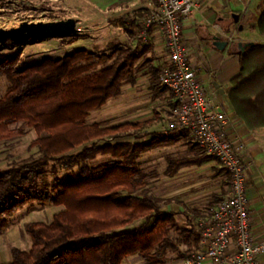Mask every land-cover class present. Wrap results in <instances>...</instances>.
Listing matches in <instances>:
<instances>
[{"label":"trees","instance_id":"16d2710c","mask_svg":"<svg viewBox=\"0 0 264 264\" xmlns=\"http://www.w3.org/2000/svg\"><path fill=\"white\" fill-rule=\"evenodd\" d=\"M256 9L255 25L264 37V1ZM112 23L125 26L122 19ZM82 38L79 34L58 39L72 43ZM146 51L119 48L113 64L100 70L93 69L92 56L83 49L56 60L43 59L22 70L15 55L0 57V77L10 83L0 97V142L18 139L24 128H30L37 135L34 145L39 151L36 159L0 170V235L7 228V219L29 203L63 207L48 224H27L30 249H13L12 260L6 264H121L135 254L146 264H161L166 253L179 250L183 242L170 236L176 227L175 214L160 212L156 199L140 194L145 176L138 159L154 149L175 145L184 134L151 132L141 136L149 137L147 141L86 145L106 134L121 138L133 134L120 135L122 130H138L139 123L100 129L86 124L85 118L119 96L123 86L135 83L136 74L148 65ZM236 55L239 72L230 81L229 103L250 131L262 129L264 45L255 44ZM148 72L149 87L157 98L166 91L157 78L160 69L149 64ZM12 124L16 127L11 128ZM210 159L205 154L169 159L166 172L173 175L180 168L200 166ZM57 166L75 171L60 180ZM225 195L215 196L217 206ZM137 220L143 223L126 229ZM189 246L181 257L199 250L197 241Z\"/></svg>","mask_w":264,"mask_h":264},{"label":"rangeland","instance_id":"374dc122","mask_svg":"<svg viewBox=\"0 0 264 264\" xmlns=\"http://www.w3.org/2000/svg\"><path fill=\"white\" fill-rule=\"evenodd\" d=\"M133 0H0V29L10 30L18 28L22 23H49L67 19H73L76 22V28L83 38L72 43L61 41L58 38L44 41H28L21 44L6 42L0 44V57L15 55L18 59L20 70L24 66H30L40 63L43 59L56 60L63 56L74 53L77 50H86L91 56L95 66L94 70L108 67L113 64L119 48H134L136 37L125 34L123 27L115 26L112 21L126 15L133 19L145 18L148 12L141 14L135 13L140 6ZM264 0H248L245 8L249 10L247 18L240 23L242 31L235 30L232 38L231 51L235 54L239 51L236 44L253 42L264 45V37L258 34L255 20L257 18V6ZM146 6L149 0L144 1ZM138 6V7H137ZM145 6V7H146ZM151 9V5L149 6ZM128 10L130 13H126ZM141 10V9H140ZM245 17V14H243ZM139 19V20H141ZM134 31L135 36L139 35L138 28L127 29ZM138 32V33H137ZM147 48L143 45L138 50ZM158 58L152 60L149 53H145V60L148 65L154 63L158 68H163L162 53H156ZM147 58V59H146ZM141 61V60H140ZM139 61V62H140ZM148 65H145L139 74H136L133 85H125L121 89L119 96L108 99L100 108L87 113L85 123L88 125H97L100 129L113 128L125 123H139L138 130H122L120 135L127 132L133 133L127 137L114 138L113 134H106L97 140H90L86 145L96 143L103 145L105 143L117 142H142L147 141L149 137H141L146 133H162L168 120L171 98L164 91L160 98L165 97V101L160 103L158 98H153L149 88V80L146 75ZM10 87L9 81L0 77V97ZM15 128L16 124H12ZM23 136L12 141L0 142V170L6 169L13 163H20L36 159L39 157V151L34 145L37 135L30 128L23 129ZM258 135V144L261 153L264 154V129L255 131ZM179 134V133H177ZM137 136H140L137 139ZM80 150L76 148L73 152ZM201 153L191 142L187 135H183L179 143L174 146L157 148L143 154L138 159V168L144 174L145 185L140 194L150 196L157 201L160 212H169L170 209H177V206L183 202H172L168 199V194L174 191L175 179L173 174L169 175L167 171V161L189 159L199 157ZM248 161V159H247ZM247 165L249 170L252 165ZM185 176L188 178L187 185L193 189L190 193H199L202 199L198 204L186 207L182 204L181 214H176L175 229L171 230L170 236L183 242L180 244L177 252L166 253L161 264H183L185 254L188 253L190 242L195 240V227L198 219L209 215L217 206V197L223 196L228 190V178L219 164L214 160L204 162L200 167H189L184 169ZM187 170V171H186ZM73 170H66L62 167H56L57 176L64 180ZM75 171V170H74ZM73 171V172H74ZM52 179L48 176V180ZM249 185V181L247 186ZM194 187H197L196 189ZM200 195V196H201ZM174 199H177L174 198ZM210 204L212 206H210ZM63 210V207L53 205H41L36 202L29 203L20 210L16 211L7 219V228L0 235V263L11 262V252L13 249L28 251L31 247V239L26 233L25 227L29 223L41 222L48 224L52 221L54 215ZM179 215V216H177ZM143 220H137L126 229L139 227ZM188 237V240L185 239ZM187 242V243H186ZM189 244V245H188ZM121 264H146L137 254L129 256L122 260Z\"/></svg>","mask_w":264,"mask_h":264},{"label":"built area","instance_id":"2783aa9c","mask_svg":"<svg viewBox=\"0 0 264 264\" xmlns=\"http://www.w3.org/2000/svg\"><path fill=\"white\" fill-rule=\"evenodd\" d=\"M196 9L197 0H153L148 15L139 22L143 39L154 26L163 36L167 62L157 78L172 96L173 106L162 133L187 135L198 151L214 159L230 178L220 204L198 219L200 248L188 254L183 264H262L259 256L264 255V237L254 239L250 229L245 146L227 135L230 115L214 107L212 97L205 92L188 61L182 22ZM231 245L234 252L229 254Z\"/></svg>","mask_w":264,"mask_h":264},{"label":"crops","instance_id":"0c3cea01","mask_svg":"<svg viewBox=\"0 0 264 264\" xmlns=\"http://www.w3.org/2000/svg\"><path fill=\"white\" fill-rule=\"evenodd\" d=\"M144 1L145 0L132 1L140 5L139 7L137 6L138 8L135 10V13L139 16L149 12L150 5L152 8L153 0H149L147 3V5H149L148 7L144 4ZM247 2L248 0H197V9L182 22V32L183 41L188 53V61L194 69L197 79L203 85L205 92L212 97L214 107L218 110H225L231 117V127L227 135L239 139L244 144L245 149L243 158L246 164L250 165V160L253 162L249 170H247V180L249 181L247 198L252 214L251 234L254 239H260L264 237V154L261 153L262 151L258 144L259 140L255 132L256 130L250 131L245 124L236 117L228 100V93L232 89L230 81L239 72L237 55L231 51V42L235 35V30L238 29L240 24L235 23L232 16H238L241 22H243L249 13V10L245 8ZM126 11V13H130L128 10ZM243 14H245V17H243ZM119 19L125 22V26H117L123 27L126 35L130 34V37H136L134 48H138L141 45L147 47L145 53H149L152 60H154L155 57L158 58L156 53H162V56L165 57L162 60L164 63L162 67L164 68L166 66L167 56L164 48L163 36L159 28L156 26L152 27L147 37L143 39L139 31V19L141 18L133 19L132 16L126 15L116 20ZM131 23H134V25L130 26ZM128 25L131 28L137 27L139 35L135 36L134 31L126 29ZM215 38L218 40H215ZM218 41L227 42V47L224 50H218L215 46V43ZM151 67L158 68L159 66H155L152 62ZM144 76L150 80L148 71ZM150 92H152L153 95L154 91L150 89ZM165 92L171 98L170 104H168V109H170L173 105L172 96L167 91ZM157 98L160 99V103L165 101V97L160 98V96H158ZM171 134L177 135L176 132H171ZM180 140L177 143H179ZM202 165L203 164L200 166ZM187 168L178 169V172L173 176L175 179V188L174 191L168 194V199L172 202L178 200L176 203L183 202L185 206L189 208V206L191 207L194 204H198L199 199H202V195L196 193V191L194 194L190 193L193 188L187 185L188 178L185 176V172L183 173V171H185L184 169ZM194 188L196 189L197 187ZM176 197L177 199H174ZM182 204L177 206L178 210L173 208L170 209L169 212L174 213L175 216L176 214H181L180 212L183 209ZM194 229L196 237L195 240L190 243L194 244V242L197 241L198 247L200 248L198 231L196 227ZM233 252L234 246L231 245L228 249V253L232 254ZM259 260L264 264V255L259 256ZM204 264L210 263L205 262Z\"/></svg>","mask_w":264,"mask_h":264},{"label":"water","instance_id":"95a60500","mask_svg":"<svg viewBox=\"0 0 264 264\" xmlns=\"http://www.w3.org/2000/svg\"><path fill=\"white\" fill-rule=\"evenodd\" d=\"M234 22L237 23L238 16L234 15ZM242 25L238 26V30L242 31ZM79 30L76 28V22L73 19H67L49 23H22L18 28L10 30L0 29V44L12 42L21 44L28 41H44L54 38L68 39L79 35ZM215 40H218L215 38ZM243 53L247 48H252L255 43L248 42L239 44ZM218 50H224L227 47V42L218 41L215 43Z\"/></svg>","mask_w":264,"mask_h":264},{"label":"flooded vegetation","instance_id":"af4514ba","mask_svg":"<svg viewBox=\"0 0 264 264\" xmlns=\"http://www.w3.org/2000/svg\"><path fill=\"white\" fill-rule=\"evenodd\" d=\"M234 18H235V16L233 15V16H232V19L234 20ZM240 22H241V20H240L239 17H238V21H237V23L240 24ZM236 47H237V49H239V50L241 49V46H240L239 44H236Z\"/></svg>","mask_w":264,"mask_h":264}]
</instances>
